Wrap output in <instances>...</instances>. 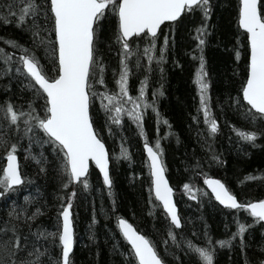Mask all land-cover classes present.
<instances>
[{
  "label": "snow or ice",
  "instance_id": "6c2138e0",
  "mask_svg": "<svg viewBox=\"0 0 264 264\" xmlns=\"http://www.w3.org/2000/svg\"><path fill=\"white\" fill-rule=\"evenodd\" d=\"M214 8L213 0H0V25H12L28 37L25 43L0 37V81L7 78L2 91L10 93L17 79L21 83L18 103L10 97L0 101V150L6 159V166L0 168V199L7 200L36 183L22 170L18 159L21 151L24 161L34 166L36 177L47 180L52 172L57 182L51 206L46 199L40 203V196H25L23 205L10 202L6 217H0V264H74L73 208L78 197H92L89 240L96 241L98 216L114 221L123 243L130 246L122 250L119 242L112 245L111 252L122 257L121 264H214L221 250L236 248L245 264H264V199L241 202L224 182L204 171L205 165L226 164L215 147L222 134L216 112L234 134L235 139L228 136V143L235 145L238 153L246 154V146L264 148V142L258 143L264 141V0H238L233 50L237 62L241 60L240 49L248 51L245 75L235 94L229 91L225 99L217 97L215 103L205 56L213 34L210 21ZM197 14L199 21L191 32L196 44L185 54L198 62L193 80L198 103L191 120L196 126L197 145L205 155L197 158L193 149L191 163L185 167L192 180L183 184V194L200 205L204 198L209 202L214 198L232 213L236 230L224 239H214L206 223L202 231L193 228L191 237L183 231L192 221H183L179 214L163 161L162 141L174 135L171 123L159 110V100L165 96L164 65L173 54L180 29ZM110 21L114 27L108 49L117 50L116 68H110L100 52L103 30ZM173 63L179 66L178 61ZM154 74L160 77L158 87L152 83ZM233 75L239 73L234 71ZM133 78L138 79L135 94L130 84ZM229 113L241 122L240 127L228 120ZM149 114L155 119L154 142H150L145 126ZM132 125L147 154V215L153 218L158 241L118 215L110 164L113 160L132 163L124 134ZM161 125L167 129L164 135ZM106 139L118 144V155L115 150L110 154ZM176 141L180 143L178 136ZM93 165L103 187L91 183ZM199 176H203L206 189L196 187L194 181ZM245 180L264 182V176L249 174ZM105 194L110 207L103 204ZM53 208L55 230L50 231L38 221ZM158 209L165 221L162 229L155 227ZM242 212L246 213L243 220ZM229 227L226 222L225 230ZM256 228L262 237L257 247L261 256L253 261L246 250ZM111 235L115 238L116 232Z\"/></svg>",
  "mask_w": 264,
  "mask_h": 264
},
{
  "label": "trees",
  "instance_id": "16d2710c",
  "mask_svg": "<svg viewBox=\"0 0 264 264\" xmlns=\"http://www.w3.org/2000/svg\"><path fill=\"white\" fill-rule=\"evenodd\" d=\"M213 3L215 8L213 18L210 21V24L213 25L211 29L213 34L208 38L205 56L211 80V93L215 103L217 97L223 100L229 91L235 94L239 88L240 81L245 75L248 51L246 48H241V60L239 62L235 60L233 45L235 42L234 34L237 31L238 0H213ZM198 21L199 14H197L195 19H189L185 22L186 27H182L176 37L177 45L173 50V54L170 55L169 62L164 65L165 96L159 100V110L162 118L168 119L171 123L174 135L169 140L162 141L164 148L163 161L168 178L175 190L176 203L182 220L192 221V223L187 224L183 231L191 237L193 228L197 231H202L206 223L214 239H224L228 238L231 232L236 230V226L232 221V213L221 207L214 198L211 202L204 198V203L200 205L195 200H189L188 196L183 194V184L192 180V176L185 171V167L191 163L190 157L193 149H195L197 158L205 155L197 145L196 126L192 124L191 120V116L196 114L198 103L197 90L193 83L198 62L193 61L190 56L185 54L186 52H191L195 47L196 41L191 38V32L193 27L198 24ZM113 27L114 21L105 24L102 43L100 44L101 55L110 68L118 67L119 59L115 47L111 51L108 49V44L111 43L110 37L112 36ZM164 31L167 33L166 28ZM0 37H11L19 40L20 43H25L28 39L25 33L12 25H0ZM174 61H178L179 66L174 67ZM234 71L238 72L239 75H233ZM140 76L142 78L143 73ZM159 80V75L154 74L152 77L154 87L159 86ZM6 83L7 78L4 81H0V101L10 97L14 102L18 103L17 98L21 95L20 79L12 83V91L10 93L2 91V85ZM108 83L109 86H112L110 72L108 74ZM130 84L133 94H135L138 87V79L133 78ZM23 95L27 98L29 94L25 92ZM216 115L220 117L219 123L222 126V134L217 138L215 147L218 153L223 154L222 158L226 161V164L224 166L214 165L211 168L205 165L204 171L207 172L209 177L220 179L224 182L241 202L249 200L257 202L259 199H264V182L245 180V177L249 174L258 177L264 176V148L253 149L246 146V154L238 153L236 146L228 143V136L231 134L234 137V134L230 133L225 125L223 116L219 112H216ZM97 119H100V117H97ZM228 120L238 127L241 126V122L231 113L228 115ZM145 126L150 142H154L156 125L155 119L151 114L146 119ZM200 127L203 128V124ZM244 127L247 126L244 125ZM166 132V127L161 125V135L166 134ZM124 134L129 140L127 146L132 155V163L128 161L116 163L115 160L111 163V175L114 181V195L117 201L118 215L126 218L142 234L158 241L159 237L154 235L153 218L147 215L150 208L148 204L150 177L146 166L147 158L143 148V141L135 135L134 125L126 127ZM177 136L179 137V144L176 141ZM261 142L264 141H258V143ZM106 146L110 154L113 150H115L116 155L119 154L118 144L111 139H106ZM18 157L22 170L35 178L36 183L27 185L18 194H12L7 200H2L0 202V217H6L11 201H16L17 204L23 205L25 196H40L43 198L40 203H43V200L46 199L50 206L54 203L52 194L57 191L54 173L50 172L47 180L36 177L34 166L24 161L22 151ZM5 166V153L0 150V168ZM133 177H135L134 182ZM91 183L94 187H103L102 178L94 166H92L91 170ZM194 183L196 187L205 188L203 176L197 177ZM93 196H95V192H93ZM91 199L92 197H78L74 204L73 217L76 237V248L73 254L74 264H121L122 257L112 254V245L119 242L122 250H126L129 246L123 243L118 230L114 227V221L105 220L103 216H98L99 222L94 229L96 241L94 243L88 239V225L93 214ZM100 203L101 201L97 197V209H99ZM103 204L106 207H110L111 204L106 194ZM55 211L56 209L53 208L47 216L41 217L38 223H42L50 231H54ZM160 211L162 210H157L159 219L155 221V227L162 229L165 221L163 216L160 215ZM240 216L243 220L246 213L242 212ZM201 217H203V220H201ZM226 222L230 226L227 231L225 230ZM105 224L108 225L107 229ZM109 229H111V232H116L115 238L112 237ZM261 242L260 229L256 228L249 241L251 247L246 250L247 256L253 261L261 256V253L257 251V247L261 245ZM216 247L219 249L218 244ZM55 251L57 254L59 253V249ZM97 253H99L98 258ZM214 264H245V259L239 248L231 252L224 249L214 259Z\"/></svg>",
  "mask_w": 264,
  "mask_h": 264
},
{
  "label": "water",
  "instance_id": "95a60500",
  "mask_svg": "<svg viewBox=\"0 0 264 264\" xmlns=\"http://www.w3.org/2000/svg\"><path fill=\"white\" fill-rule=\"evenodd\" d=\"M107 147V146H106ZM145 152V151H144ZM145 155H146V158H147V154H146V152H145ZM18 159H19V157H18ZM19 162H20V160H19ZM94 166V165H93ZM98 171V170H97ZM110 172H111V164H110ZM166 177L168 178V175H167V171H166ZM102 178V177H101ZM168 180H169V178H168ZM169 184H170V186L171 187H173L172 186V184H171V182H170V180H169ZM205 188H206V185H205ZM174 189V188H173ZM210 191V190H209ZM174 193H175V190H174ZM2 201V199H0V202ZM174 201L176 202V198H175V195H174ZM218 203V202H217ZM221 206V205H220ZM221 207H223V206H221ZM177 208H178V206H177ZM178 211H179V209H178ZM180 214V213H179ZM130 247V246H129ZM75 248H76V237H75V246H74V251H75ZM74 254V253H73Z\"/></svg>",
  "mask_w": 264,
  "mask_h": 264
},
{
  "label": "bare ground",
  "instance_id": "6f19581e",
  "mask_svg": "<svg viewBox=\"0 0 264 264\" xmlns=\"http://www.w3.org/2000/svg\"><path fill=\"white\" fill-rule=\"evenodd\" d=\"M135 227V226H134Z\"/></svg>",
  "mask_w": 264,
  "mask_h": 264
}]
</instances>
